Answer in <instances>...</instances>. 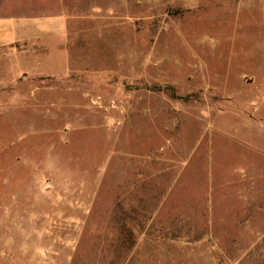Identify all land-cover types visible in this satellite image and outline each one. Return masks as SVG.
I'll return each mask as SVG.
<instances>
[{
	"label": "rangeland",
	"instance_id": "rangeland-1",
	"mask_svg": "<svg viewBox=\"0 0 264 264\" xmlns=\"http://www.w3.org/2000/svg\"><path fill=\"white\" fill-rule=\"evenodd\" d=\"M4 16L0 264H264V0Z\"/></svg>",
	"mask_w": 264,
	"mask_h": 264
},
{
	"label": "crops",
	"instance_id": "crops-1",
	"mask_svg": "<svg viewBox=\"0 0 264 264\" xmlns=\"http://www.w3.org/2000/svg\"><path fill=\"white\" fill-rule=\"evenodd\" d=\"M24 20L30 21L31 18H25ZM16 25L15 19L12 17H0V44H7L14 40ZM193 264H209L203 259H196Z\"/></svg>",
	"mask_w": 264,
	"mask_h": 264
}]
</instances>
